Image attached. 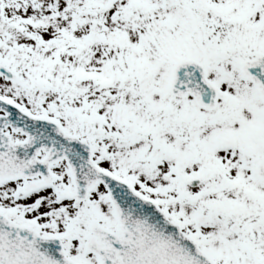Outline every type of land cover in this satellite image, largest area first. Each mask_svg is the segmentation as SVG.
<instances>
[{"label":"snow or ice","instance_id":"snow-or-ice-1","mask_svg":"<svg viewBox=\"0 0 264 264\" xmlns=\"http://www.w3.org/2000/svg\"><path fill=\"white\" fill-rule=\"evenodd\" d=\"M0 264H264V0H0Z\"/></svg>","mask_w":264,"mask_h":264}]
</instances>
